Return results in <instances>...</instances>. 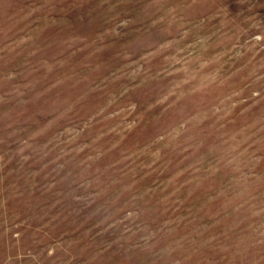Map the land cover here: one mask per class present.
<instances>
[{"label": "rangeland", "instance_id": "374dc122", "mask_svg": "<svg viewBox=\"0 0 264 264\" xmlns=\"http://www.w3.org/2000/svg\"><path fill=\"white\" fill-rule=\"evenodd\" d=\"M0 264H264V0H0Z\"/></svg>", "mask_w": 264, "mask_h": 264}]
</instances>
